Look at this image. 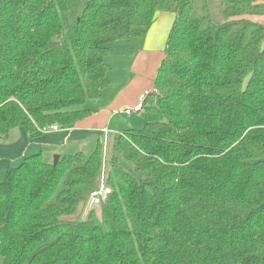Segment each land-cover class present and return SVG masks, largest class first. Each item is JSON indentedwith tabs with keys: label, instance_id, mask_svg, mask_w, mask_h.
<instances>
[{
	"label": "trees",
	"instance_id": "trees-1",
	"mask_svg": "<svg viewBox=\"0 0 264 264\" xmlns=\"http://www.w3.org/2000/svg\"><path fill=\"white\" fill-rule=\"evenodd\" d=\"M159 12L174 19L144 126L105 154L9 166L0 264H264V0H0V140L88 116L109 44L141 50Z\"/></svg>",
	"mask_w": 264,
	"mask_h": 264
},
{
	"label": "crops",
	"instance_id": "crops-1",
	"mask_svg": "<svg viewBox=\"0 0 264 264\" xmlns=\"http://www.w3.org/2000/svg\"><path fill=\"white\" fill-rule=\"evenodd\" d=\"M173 19L174 16L171 13L159 12L157 14L155 22L146 33L143 48L132 51L137 56L134 61H131L133 66L129 67V71H133L134 74H130L120 82L116 79L113 81L108 76L109 86L101 92L98 98L89 100L85 104L90 113L84 119L70 127H59L56 130L48 128L36 138H30L20 129V134L15 141L9 140V133L5 139L0 140V172L36 153H40L44 161L52 163L57 154L60 158L64 155L83 152L89 142H93L92 148H94L105 132L118 133L138 123V121L132 123L129 120H119L116 117L120 115L119 113H123L124 106L135 107L139 102L138 95L142 90L141 85L146 84L147 77L150 79L156 77V73H149L146 67H155L157 63H160L164 55V40L167 38ZM128 50L131 51L129 48ZM119 75L122 76V74ZM109 88L115 90V93L104 95ZM116 106L121 108L115 109Z\"/></svg>",
	"mask_w": 264,
	"mask_h": 264
},
{
	"label": "rangeland",
	"instance_id": "rangeland-1",
	"mask_svg": "<svg viewBox=\"0 0 264 264\" xmlns=\"http://www.w3.org/2000/svg\"><path fill=\"white\" fill-rule=\"evenodd\" d=\"M251 18H253L255 20H262L263 16L260 14L259 15L255 14V15H252ZM126 28H127V24L125 22L122 23V25L120 26V30H125ZM166 40H167V38L164 40V42H166ZM126 44H127V42L124 40H117V41H114V42L109 44V56L106 58V69H107V77L109 76V79L111 78V80H113V81H115V79H116V81L120 82V81L126 79L127 77H129L130 74L131 75L134 74L133 71H129V67L133 66V64L131 65V61H134L136 59L137 55H136V53L132 52L133 50L129 51L127 48L128 45H126ZM159 64L157 63L155 65V67L154 66L146 67L147 71L149 73H151V72L157 73V68H158ZM119 74H122V76H120ZM154 81H155V77L153 79H150L147 77L146 84L141 85L142 90L140 91V94L143 93L144 91H152L154 88ZM109 84H110V81H109ZM114 91L115 90H113L112 88H109L108 90H106L104 92V95L107 96L108 94H111V93L114 94L115 93ZM90 105H91V107H93V105L91 103H90ZM116 107L117 108H115V109H118V110L121 108L119 106H116ZM123 108L124 109H126V108L133 109V106L129 105V106H124ZM119 114L120 115L116 117L119 120H126V121L129 120L132 123H134V121H135V123H136V121H138V123L134 124V126L131 125L128 127H132L134 129H141L144 126V118L142 116L141 111L136 112V113H132L130 115H125L124 112L119 113ZM112 133L113 132H111V134ZM19 134H20V128H14L13 130H11L9 132V140L15 141L16 138L19 136ZM109 134L107 132H105L104 136L101 138L104 154H105L106 144H107L106 139L108 137L107 135H109ZM92 145H93V142L88 143L87 148L83 151L85 156L90 155L94 151L96 144H95L94 148H92ZM2 158H6V157L2 156ZM5 172H6V168L0 172V181L4 179ZM106 177H107V174H105L103 172L100 184H103L106 186V184H104ZM108 188L110 189V187H108ZM95 209H96L97 213H99V206ZM78 210L81 212V217H85L86 214L88 213V210L85 209L84 204L80 205ZM262 252L264 253V248H263Z\"/></svg>",
	"mask_w": 264,
	"mask_h": 264
},
{
	"label": "built area",
	"instance_id": "built-area-1",
	"mask_svg": "<svg viewBox=\"0 0 264 264\" xmlns=\"http://www.w3.org/2000/svg\"><path fill=\"white\" fill-rule=\"evenodd\" d=\"M148 93H149V91H144L143 93H141L139 95L138 104L135 107H133V109H130V108L124 109L123 112L126 115H130L132 113H136V112L142 111L143 110V101L145 100V98L148 95ZM48 128L56 130L59 127L57 125H51ZM109 192H110V189L107 186H105L103 184H100L97 189L93 190L89 194V196L87 198V201L85 203V209L89 210L91 208H97L100 205V203L107 197Z\"/></svg>",
	"mask_w": 264,
	"mask_h": 264
},
{
	"label": "water",
	"instance_id": "water-1",
	"mask_svg": "<svg viewBox=\"0 0 264 264\" xmlns=\"http://www.w3.org/2000/svg\"><path fill=\"white\" fill-rule=\"evenodd\" d=\"M59 159V156L58 155H55L54 158H53V164H55Z\"/></svg>",
	"mask_w": 264,
	"mask_h": 264
}]
</instances>
